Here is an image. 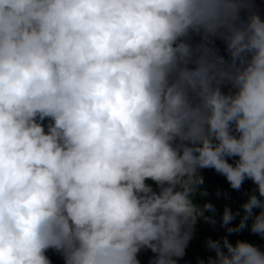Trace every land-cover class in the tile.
I'll use <instances>...</instances> for the list:
<instances>
[{
    "label": "clouds",
    "instance_id": "1",
    "mask_svg": "<svg viewBox=\"0 0 264 264\" xmlns=\"http://www.w3.org/2000/svg\"><path fill=\"white\" fill-rule=\"evenodd\" d=\"M50 250L264 264V0H0V264Z\"/></svg>",
    "mask_w": 264,
    "mask_h": 264
},
{
    "label": "trees",
    "instance_id": "2",
    "mask_svg": "<svg viewBox=\"0 0 264 264\" xmlns=\"http://www.w3.org/2000/svg\"><path fill=\"white\" fill-rule=\"evenodd\" d=\"M48 255L51 258V260L53 261V264H63L62 258L57 253H55V252L50 250ZM152 255L153 254L150 251L142 252L140 254L141 262L143 263V262H145L147 260H150Z\"/></svg>",
    "mask_w": 264,
    "mask_h": 264
}]
</instances>
